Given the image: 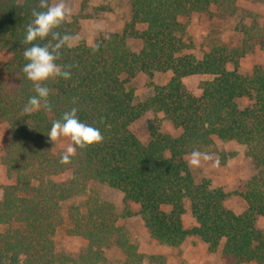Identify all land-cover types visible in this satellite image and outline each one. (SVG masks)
I'll use <instances>...</instances> for the list:
<instances>
[{
	"label": "trees",
	"instance_id": "16d2710c",
	"mask_svg": "<svg viewBox=\"0 0 264 264\" xmlns=\"http://www.w3.org/2000/svg\"><path fill=\"white\" fill-rule=\"evenodd\" d=\"M54 0H0V51L10 54L5 64L6 84L0 89V120L8 142L2 165L11 184L0 199V264H162L164 257L141 253L118 224L113 204L91 193L92 182L121 191L139 205L150 236L159 244L179 246L190 235L202 239L212 252L221 251L224 264H264V68L249 75L239 71L240 60L259 48L264 52V22L251 13L235 31L237 42L211 46L201 58L188 50V22L215 10L233 16L238 0H128L129 22L121 32L101 37L94 44L79 43L62 49L57 61L70 79L45 82L50 89V110L31 114L23 109L35 95L22 72L26 61L22 43L33 13L44 11ZM264 4V0H251ZM68 20L56 31L75 34ZM130 40L140 42L134 50ZM55 43L51 37L38 43ZM232 67V69L230 68ZM171 73L165 84L136 103L127 82L143 73ZM208 75L194 94L183 79ZM250 103L241 106L240 99ZM78 109L79 119L100 129L101 143L77 148L68 164L53 155L47 133L65 111ZM163 113L178 135L148 125L149 140L142 142L131 126L145 113ZM244 145L252 174L241 193V213L225 205L228 193L208 179L196 181L186 156L206 152L214 139ZM235 153H223L224 161ZM69 173V177H58ZM68 205V206H67ZM67 206V207H66ZM83 207L85 209L83 210ZM191 210L196 225L186 229L183 215ZM66 210V213L64 211ZM68 219L70 231L87 241L77 257L60 256L54 236ZM124 258L119 260L114 252ZM118 256V255H117Z\"/></svg>",
	"mask_w": 264,
	"mask_h": 264
},
{
	"label": "rangeland",
	"instance_id": "374dc122",
	"mask_svg": "<svg viewBox=\"0 0 264 264\" xmlns=\"http://www.w3.org/2000/svg\"><path fill=\"white\" fill-rule=\"evenodd\" d=\"M53 3H55V0ZM65 4L71 10L68 21L76 27L74 35L78 39L74 42V46L79 43L92 45L103 36L121 32L130 20L131 7L128 0H65ZM236 6L237 12L233 16H221L215 10H212L209 14L193 16L187 24V35L193 40L194 47L188 51L201 58L214 44L237 42L239 36L235 31V27L245 18L248 21L251 13L258 15L259 20L264 22V4L251 0H238ZM129 44L134 50L140 48L139 41L130 40ZM9 58V53L0 51V89L6 84L4 67ZM257 66L264 68V52L259 48H255L240 60L239 71L243 75H249ZM230 68L232 69V67ZM170 77L171 73L158 72L153 77L140 73L130 79L127 86L133 89L135 102L139 103L152 94L153 84H165ZM210 78L208 75H195L184 78L183 82L189 90L198 95L201 82ZM239 103L241 106H246L250 101L244 98L240 99ZM151 121L160 124L163 131L173 135H178L180 132L173 127L163 113L148 111L131 126L133 133L144 143L149 140L148 125ZM214 141L212 148L206 152H201L199 164L192 165L190 163L191 155L186 156V160L196 181L208 179L214 186L224 188L229 195L225 205L236 213H241L246 207L241 193L244 191L247 179L252 174V168L245 158L246 148L235 141L225 142L217 138ZM7 142V127L0 120V199L3 195V186L12 183L1 163ZM70 143L67 138L58 139L55 143L52 142V154L62 155ZM223 153L228 155L229 153H235V155L228 156V159L224 161ZM204 155H207L210 159L205 160ZM69 175V173H66L58 179H66ZM91 193L97 194L101 199L114 205L119 215L118 224L124 228L130 240L138 246L139 251L147 257L151 255L163 256L164 262L162 264H224L220 250L212 252L207 243L194 235L188 236L185 242L179 246L159 244L150 236L141 219L139 205L126 200L121 191L107 184L92 182L87 193L76 198V203L82 207ZM84 209L85 207H83ZM64 213H66V210ZM183 222L186 229L196 225V220L189 207L183 215ZM258 225L264 230L263 217L259 218ZM5 228V226L0 225V231ZM70 228L71 223L66 219L57 229L54 241L57 254L74 258L86 247L87 241L74 235ZM114 256L119 260L124 258L118 251L114 252ZM62 262L61 259L58 264H67ZM145 264H149L147 259Z\"/></svg>",
	"mask_w": 264,
	"mask_h": 264
},
{
	"label": "clouds",
	"instance_id": "9594fccd",
	"mask_svg": "<svg viewBox=\"0 0 264 264\" xmlns=\"http://www.w3.org/2000/svg\"><path fill=\"white\" fill-rule=\"evenodd\" d=\"M44 7L46 10L33 13L34 19L27 26L22 41L23 44L29 45L23 51L26 63L22 72L26 79L32 83L35 92V95L28 98L23 109L25 114H31L41 108L50 110V89L45 85V82L57 77L65 80L71 78V73L62 70L57 61L62 55V49L73 47L74 42L78 39L75 35H61L56 31L71 15V10L66 7L65 0H55V3ZM49 37L55 41L54 44L51 42L38 43V41L48 40ZM77 113L76 107L65 111L58 120L52 122L47 133L50 141L54 143L61 138H67L71 142L61 155L60 163L62 164L71 162L77 148L85 149L103 141L100 129L82 122ZM191 156L190 163L192 165L199 164L201 153L193 151ZM203 158L210 159L207 155H204Z\"/></svg>",
	"mask_w": 264,
	"mask_h": 264
}]
</instances>
